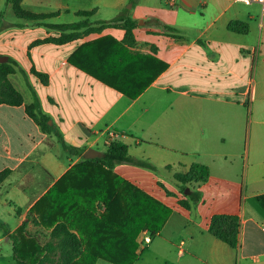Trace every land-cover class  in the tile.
Segmentation results:
<instances>
[{
  "label": "crops",
  "instance_id": "0c3cea01",
  "mask_svg": "<svg viewBox=\"0 0 264 264\" xmlns=\"http://www.w3.org/2000/svg\"><path fill=\"white\" fill-rule=\"evenodd\" d=\"M257 6L237 0H23L28 11L52 14L39 22L19 18L8 0H0V55L17 63L8 78L24 98L21 105L0 103V172L10 171L0 184V222L10 233L26 224L30 244L59 247L41 258L48 253L50 260L85 264L91 259L82 255L85 247L111 230L104 199L121 177L170 209L144 247L141 234L148 229L139 234L134 264H264V213L251 201L264 195V14ZM118 16L138 22L126 45L144 56L128 59L104 39L80 51L78 60L136 87L159 65L154 58L167 62L135 99L70 62L89 42L123 40L120 27L84 32ZM76 22H84L77 38L48 40L68 31L55 25ZM33 69L46 73L48 82ZM33 103L49 130L27 113ZM111 133L155 169L83 157L90 148L104 154ZM197 162L208 166V180L182 189L175 174ZM193 191L201 196L196 203L189 199ZM220 213L239 216L238 247L210 233ZM0 264H18L1 226Z\"/></svg>",
  "mask_w": 264,
  "mask_h": 264
},
{
  "label": "trees",
  "instance_id": "16d2710c",
  "mask_svg": "<svg viewBox=\"0 0 264 264\" xmlns=\"http://www.w3.org/2000/svg\"><path fill=\"white\" fill-rule=\"evenodd\" d=\"M23 0H8L13 7L15 14L19 18L35 20L42 22L52 14H38L32 11H28L22 7ZM135 1V0H134ZM94 11H79V15H90ZM138 22L130 17L122 18L118 16L112 21H105L97 26H90L86 29L85 33L99 32L107 27H120L126 30L125 37L123 40H117L113 36H105L102 39L89 42L78 50L70 58V62L92 75L96 79L102 81L103 83L121 91L123 94L131 99L137 98L143 90L146 88L147 84L151 80L155 79L161 72H163L167 67L168 63L154 58L159 65L155 68L151 76L146 80V82L138 87L134 83L119 82L113 77H110L103 70L92 68L86 66L78 59L80 51L85 48H89L93 43H99L102 40L113 41L119 45L123 50V53H127L129 57H141L144 56L138 52L131 51L127 45H132V41L135 39L134 29ZM65 30L58 38H49L58 43H64L72 39L77 38L82 34L80 30L84 26V22H76L69 24L55 25ZM236 24H231V28H235ZM170 30H175L174 27H168ZM127 44V45H126ZM122 59L125 56H121ZM17 63L10 59L9 62L0 63V103H9L12 105H21L24 102L23 95L13 86L9 80V75L16 71ZM33 72L37 74L43 82H48V75L46 73L39 72L33 69ZM27 113L39 121L45 130H49L50 127L46 123L45 117L41 116L39 118L37 112L36 104H29L26 107ZM63 147L68 151H74L75 147L66 144L62 141ZM107 150L103 154V158L107 160L108 165L113 167L119 162H131L139 166H146L149 168L155 167L148 161L144 159L133 158L129 154V146L122 140H113L107 143ZM9 170H4L0 172V184L8 176ZM210 176V170L208 166L202 163H194L187 173H176L175 179L178 185L182 189H186L187 186L194 182H205ZM120 181V185L115 186L114 193L104 199L107 207V219L110 220L111 230H108V237L105 240H98V244L88 245L85 247L83 256L91 258L90 261L85 262V264H95L98 259L107 261L111 264H134L138 258L137 249L139 247L138 237L143 229H148L152 235L159 232L167 220L170 209L165 206L162 202L155 199L147 192L136 187L131 182L121 178L116 177ZM201 196L199 192L193 191L189 196L190 201L194 203L200 200ZM251 201L260 212L264 213V195L253 197ZM186 206L189 205V201H182ZM106 217V215L104 216ZM25 225L23 224L19 229L10 233L9 229L0 222V226L9 233V237L13 241V252L14 257L18 264H80L68 261H54L50 260L49 254L47 253L45 257H40V255L47 251L49 253L55 252L59 249L57 246H40L30 244L24 238ZM209 231L211 234L226 242L232 247H238L239 245V231H240V219L238 215L220 213L212 217ZM101 242V243H99ZM83 264V263H82Z\"/></svg>",
  "mask_w": 264,
  "mask_h": 264
},
{
  "label": "built area",
  "instance_id": "2783aa9c",
  "mask_svg": "<svg viewBox=\"0 0 264 264\" xmlns=\"http://www.w3.org/2000/svg\"><path fill=\"white\" fill-rule=\"evenodd\" d=\"M237 1L244 3V4H248V5L258 4L261 7L262 14H264V0H237ZM110 138H111L110 141L116 140L115 134L111 133ZM151 239H152L151 233L148 230L143 231L141 234V239H140L141 247H144L145 244L150 243Z\"/></svg>",
  "mask_w": 264,
  "mask_h": 264
},
{
  "label": "water",
  "instance_id": "95a60500",
  "mask_svg": "<svg viewBox=\"0 0 264 264\" xmlns=\"http://www.w3.org/2000/svg\"><path fill=\"white\" fill-rule=\"evenodd\" d=\"M8 59L7 57L0 55V63L2 62H6ZM103 156V153L94 149V148H90L88 149V151L83 155V157H101Z\"/></svg>",
  "mask_w": 264,
  "mask_h": 264
},
{
  "label": "rangeland",
  "instance_id": "374dc122",
  "mask_svg": "<svg viewBox=\"0 0 264 264\" xmlns=\"http://www.w3.org/2000/svg\"><path fill=\"white\" fill-rule=\"evenodd\" d=\"M257 10H258V12L260 13V6H257ZM68 31H69V30H68ZM142 261H143V260H142ZM142 261L139 260V261L136 262V264H142V263H143Z\"/></svg>",
  "mask_w": 264,
  "mask_h": 264
}]
</instances>
